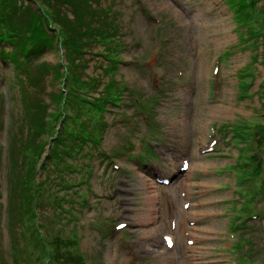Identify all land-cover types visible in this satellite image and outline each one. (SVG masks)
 <instances>
[{
    "label": "rangeland",
    "instance_id": "374dc122",
    "mask_svg": "<svg viewBox=\"0 0 264 264\" xmlns=\"http://www.w3.org/2000/svg\"><path fill=\"white\" fill-rule=\"evenodd\" d=\"M10 1L0 30L37 9L50 33L78 31L83 52L71 79L60 45L26 65L0 57V264H264V13L244 21L227 0ZM85 118L88 139L68 133ZM151 180L165 200L145 222Z\"/></svg>",
    "mask_w": 264,
    "mask_h": 264
},
{
    "label": "trees",
    "instance_id": "16d2710c",
    "mask_svg": "<svg viewBox=\"0 0 264 264\" xmlns=\"http://www.w3.org/2000/svg\"><path fill=\"white\" fill-rule=\"evenodd\" d=\"M260 0H227L228 4L230 6H233L235 9V13L239 14V16L244 20L247 21L249 20L248 18H256L258 17L260 14L264 13V2L262 4H259ZM7 5V10L9 11H13V12H17L18 9H22L24 3L23 1H21L20 3L18 1H10L8 3H6ZM30 6V4H27L25 9H28ZM263 9V10H262ZM264 17V15H263ZM259 18V17H258ZM53 22L49 19V17L47 15H45V20L43 19V16L41 14V12H39L37 9L34 10V16L31 18V22L25 25H21V24H11L8 25V27H2L3 30H0V57H2V59L4 61H9L13 64H18V61H22L24 65L29 64L33 61V59H36L37 57L41 56L42 52L46 49H52L57 45H60L62 47L65 48L66 50V55H67V63L64 64L63 62H60L58 64V70L60 71V69H62L64 67L63 73L65 74V78L71 79L70 76H74L76 75V70L74 69L75 65L79 64V61H76V59H71L72 57V51L74 52V54H76V52L82 54V48L80 47V42L77 41V39L75 38V33H79L78 31L72 29L70 30L67 34H61V35H57L56 33H50L49 30L47 29V26H51ZM251 24V21L247 23V25L249 27H253ZM66 26V25H64ZM56 29L58 31L62 30L61 26H56ZM24 31L25 33H21V31ZM251 31H255L253 30V28L250 29ZM260 31L261 34H263L264 36V30H258V32ZM257 32V30H256ZM71 34H73V37L71 36ZM58 37V38H57ZM78 38V37H77ZM4 43H8L9 46L11 48L7 49V47L4 45ZM68 48L71 51L70 53H68ZM109 52H111L110 50H108ZM104 54H106V52H104ZM22 56V58L20 57ZM107 59H112L115 60L116 57L114 56H109L106 57ZM117 60V59H116ZM118 61V60H117ZM74 63V64H72ZM63 66V67H62ZM90 79V78H89ZM89 81V80H86ZM91 81V80H90ZM72 82V81H71ZM66 89H69L68 87L65 86ZM80 91H85L83 89H80ZM61 94V93H60ZM59 94V95H60ZM73 94L75 95L76 93L73 92ZM59 95H57V97H60ZM62 95V94H61ZM77 95V94H76ZM75 95V97H76ZM83 99V100H82ZM79 98L78 103V110L80 109H84L85 111L87 110L86 107L88 108V114H90V112L92 111L93 106L89 105L87 103V101L89 99L87 98ZM119 95L118 96H114L113 94L108 95L106 98V102L108 103H120L119 102ZM87 100V101H86ZM91 101V100H89ZM93 104H95V108L97 107H101V109L96 108V110H102L104 109L103 104H99L95 101H92ZM91 107V108H89ZM63 112H58L56 113L55 117L59 120L61 118H63ZM69 118V117H67ZM86 119L85 118L83 121H81L80 127H79V131H76V129L73 127V129L71 128H66L68 129V133H70L71 135L77 136V134L79 133V136H81V134H84V139H88V134H91L88 132L85 133V127L82 129V125L84 124L86 126ZM51 124V123H48ZM53 134H51V138H55L57 137L56 129L53 130ZM84 132V133H83ZM64 137H66V135H64ZM42 149L40 150L38 156L42 153ZM34 169L37 170L39 169V164L36 162ZM34 188L30 189V201H32L33 198V193H34ZM36 193V192H35ZM35 198V195H34ZM46 245V244H45ZM50 250V249H49ZM48 255L50 256L51 254L48 253ZM52 257V255H51ZM48 258V256H47ZM49 259V258H48ZM49 261V260H48ZM52 262V260H50ZM15 263V261H14Z\"/></svg>",
    "mask_w": 264,
    "mask_h": 264
},
{
    "label": "bare ground",
    "instance_id": "6f19581e",
    "mask_svg": "<svg viewBox=\"0 0 264 264\" xmlns=\"http://www.w3.org/2000/svg\"><path fill=\"white\" fill-rule=\"evenodd\" d=\"M214 106L215 107H218V105H214ZM181 123L182 122H180V125H181ZM188 168H190V165H189ZM150 186H151L150 189L146 188L144 190V196L142 198V201H143L144 204H142L143 206H141V205L139 206L140 207V211L138 213L140 215L138 218L142 219V221H145V222H148L150 220H153L152 219L153 217H151V213L154 210L152 208H153V204L156 201V199L161 198L162 200H165V196L163 195V192L164 191L161 188H159V187L157 188L154 182L151 183ZM179 187H180V184H179V186L177 185V186H175L172 189V192H175L174 202L175 203L178 202V206L180 204L179 195L177 193V190L179 189ZM151 188H153V189H151ZM174 202H173V204H174ZM176 211H177V208L174 205H173V207L171 209H169V211H166L167 216H168V213H169V216H168V225L170 224L171 225L170 226L171 228H173L172 224L174 223L175 218H176L175 216L177 215V212ZM181 213L183 215V212L182 211H181ZM169 217H170V219H169ZM181 219H182L181 222L182 221L184 222L183 218H181ZM158 231L159 230L157 229V232ZM166 234H171L172 235V238L175 239V235L173 233H166ZM174 239H173V241H174Z\"/></svg>",
    "mask_w": 264,
    "mask_h": 264
}]
</instances>
